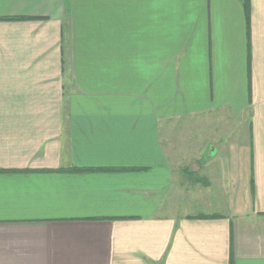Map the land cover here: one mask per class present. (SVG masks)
Returning a JSON list of instances; mask_svg holds the SVG:
<instances>
[{
    "label": "crops",
    "instance_id": "crops-1",
    "mask_svg": "<svg viewBox=\"0 0 264 264\" xmlns=\"http://www.w3.org/2000/svg\"><path fill=\"white\" fill-rule=\"evenodd\" d=\"M0 264H264V0H0Z\"/></svg>",
    "mask_w": 264,
    "mask_h": 264
},
{
    "label": "rangeland",
    "instance_id": "rangeland-1",
    "mask_svg": "<svg viewBox=\"0 0 264 264\" xmlns=\"http://www.w3.org/2000/svg\"><path fill=\"white\" fill-rule=\"evenodd\" d=\"M191 122H195V123H189V125L187 127H183V129H181L182 132L175 135L172 134V140L170 141V144L172 145V143L175 141L176 145L175 147L177 148L176 155L181 158L182 163H187L189 162L188 156L191 154L195 153V155L200 159L203 160V154L205 152V149L209 146V144H217L219 147V153L218 155H216L214 158H212L209 161H203L202 164L204 166H211V164L214 167H219L220 166V162H222L223 164V157L225 156V154L228 152L230 153H235L236 151H240V153L247 157L250 152H251V136H250V123L247 122L246 123H234V124H230V126H228L226 129L228 130H232L234 129V133L235 135H238L239 142H235V143H230L229 140L227 142V145H222L220 143L221 138H220V134L217 131H222L223 128H221L220 126V118L218 117H214L212 115H208V116H200V117H195V118H191L190 119ZM188 121V120H186ZM223 136V135H222ZM172 162L174 163L175 160H172ZM176 163H174L175 166ZM234 176H227V183L228 184V191H227V195L229 197V200L237 197V194H239V196L241 194H244L245 196H248L249 192L248 191H241L233 188L232 187V178ZM242 177V176H240ZM248 178L249 175H245V179L241 178L244 182V184L248 183ZM219 182H217V184L214 186V188L216 189V192H220V186H219ZM224 193V192H223ZM217 194V193H214ZM220 193H218L219 195ZM194 199L199 200L198 202H201L203 200H208L211 199L210 194L207 192H203L200 195L194 196ZM196 209H199V207H197ZM226 209V208H225Z\"/></svg>",
    "mask_w": 264,
    "mask_h": 264
},
{
    "label": "water",
    "instance_id": "water-1",
    "mask_svg": "<svg viewBox=\"0 0 264 264\" xmlns=\"http://www.w3.org/2000/svg\"><path fill=\"white\" fill-rule=\"evenodd\" d=\"M218 152V149L216 147V145L209 144V146L206 148L205 153H204V158L205 160H209L211 158H213Z\"/></svg>",
    "mask_w": 264,
    "mask_h": 264
}]
</instances>
